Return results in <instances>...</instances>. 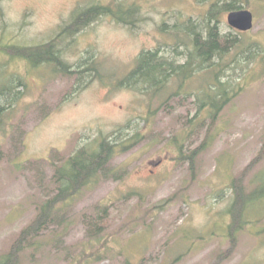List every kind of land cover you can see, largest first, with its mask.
<instances>
[{
  "label": "rangeland",
  "instance_id": "rangeland-1",
  "mask_svg": "<svg viewBox=\"0 0 264 264\" xmlns=\"http://www.w3.org/2000/svg\"><path fill=\"white\" fill-rule=\"evenodd\" d=\"M228 2L254 14L253 30L229 25ZM99 4L120 13L135 4L138 14L133 24L97 17L64 35L75 14ZM210 26L238 36L245 52L232 51L223 64L237 95L217 121L208 110L196 120L211 73L174 76L158 95L143 92L135 75L130 80L143 53L187 63L191 36L205 38ZM53 41L66 73L0 49V62L8 61L0 81L18 74L26 84L0 112V256L58 195L57 174L69 158L83 148L97 154L99 143L131 123L142 142L58 206V222L40 238L44 248L27 251L23 264H264V201L250 207L236 242L228 237L232 180L252 165L251 191L264 173V0H0L1 48ZM103 220L105 231L91 235L90 223Z\"/></svg>",
  "mask_w": 264,
  "mask_h": 264
},
{
  "label": "trees",
  "instance_id": "trees-1",
  "mask_svg": "<svg viewBox=\"0 0 264 264\" xmlns=\"http://www.w3.org/2000/svg\"><path fill=\"white\" fill-rule=\"evenodd\" d=\"M115 8L116 6L112 5H92L88 10L75 14L72 25L66 28L64 32L72 33L78 31L95 18L106 15L113 16L117 21L124 24H133L135 22L133 18L135 19V16L138 14L135 4L130 5L129 10L122 13L120 11L117 12ZM215 8L211 12L212 17L214 16ZM223 8L229 11L240 9L236 3L231 2L226 3ZM191 37L194 47L191 54H189L190 59L187 63L176 66L175 63L161 58L159 52L143 53L138 59L139 65L132 72L130 80L135 75L137 79L136 83L139 84L143 92L147 90L158 95V92L161 91L163 94L168 92L165 85L173 76H181L188 79L192 78L196 73H211L213 83L209 84L207 91H199V116L197 115L196 120L198 117H201V114L204 113L203 111L208 110L207 113L211 121H217L226 105L237 95L230 82H224L226 73L223 64L227 56L234 50L237 51V58H239L241 53L242 55L245 54V52L240 50L243 42L239 40L238 36L233 37L232 34L222 36L217 26H210L205 38L199 33ZM6 49L12 57L20 56L29 61L34 67L50 63L55 66V71L57 72L66 73L69 70V66L60 57V51L57 49L54 41L43 47L8 46ZM247 49L248 52L250 50L249 53L254 58V55L257 53L255 52L257 51L255 46H248ZM20 86H26L22 78H10L5 82L0 81V112L4 110L3 106H5V103L15 102L20 98V92L17 91ZM13 92L14 96L11 98ZM132 130V124L129 123L117 130L109 138L104 139L99 143V155L96 153L89 154L87 148H83L80 154L74 157V161L80 159L83 161L82 167L75 162L73 170H69V167L59 170L57 177L61 186L58 195L53 199L46 200L39 207V212L35 219L18 234L9 250L0 256V264H23V256L27 251H33L32 254L35 256L37 252L44 248V244L40 241V238L58 222V213H60L57 209L58 206L62 203L67 204L83 188L91 185L94 180L96 181L97 176H99L100 180L103 175L108 173L109 170L106 169L114 158L130 152L142 142L144 136L140 131L132 133ZM174 142L178 143L177 137L174 138ZM205 147H207L206 141L199 149L192 153L189 160L193 162L196 155L204 150ZM98 159L99 170H97ZM260 159L257 158L253 165L258 163ZM251 169L252 165L245 169L238 177L234 178L231 184L233 200L229 208L231 224L228 227V237H232L234 242H236L235 238H237V235L249 223L246 219L250 207L264 201V173L260 174L254 182L251 181V184L254 185L256 183L257 185L250 191L248 183L245 180L249 178L252 172ZM106 224L104 220L95 224L90 223L89 231L91 235L95 236L103 233L107 227Z\"/></svg>",
  "mask_w": 264,
  "mask_h": 264
},
{
  "label": "water",
  "instance_id": "water-1",
  "mask_svg": "<svg viewBox=\"0 0 264 264\" xmlns=\"http://www.w3.org/2000/svg\"><path fill=\"white\" fill-rule=\"evenodd\" d=\"M228 23L236 31L249 32L254 28V14L245 9L233 11L228 15Z\"/></svg>",
  "mask_w": 264,
  "mask_h": 264
},
{
  "label": "flooded vegetation",
  "instance_id": "flooded-vegetation-1",
  "mask_svg": "<svg viewBox=\"0 0 264 264\" xmlns=\"http://www.w3.org/2000/svg\"><path fill=\"white\" fill-rule=\"evenodd\" d=\"M65 31V30H64ZM64 35H66V33L64 32ZM56 46H57V44H56ZM8 46L7 45H3L2 46V48H1V45H0V49H2V51L4 52V54H6V56H8V58L10 59V58H14V57H12L11 55H9L8 54V52H7V48ZM15 47H20V46H15ZM57 49H58V46H57ZM59 51H60V53H61V50H60V48L58 49ZM17 58H21L20 60H22V61H26L25 59H23L22 57H20V56H16ZM60 57H61V55H60ZM7 62L8 61H6L5 62V64H2L1 62H0V68H3V67H6V64H7ZM26 62H28V63H30L29 61H26ZM30 65H31V63H30ZM54 66L53 64H50V63H44L43 65H40L39 67H43V66ZM33 66V65H32ZM34 67V66H33ZM35 67H37V66H35ZM55 67V66H54ZM54 71V70H53ZM71 72V71H70ZM79 73H84V72H81V71H78ZM77 72V73H78ZM17 76H19L18 74H13V75H10L9 77L10 78H19V77H17ZM171 78H174V76L173 77H171ZM183 78H185V77H183ZM189 79H191V78H188V79H186V80H189ZM21 87V86H20ZM17 91H18V89H17ZM20 99V98H19ZM18 99V100H19ZM97 150H98V152H97V155H99V147L97 148ZM89 151V150H88ZM90 152V151H89ZM79 158H83V157H79ZM74 159L75 158H73V157H70L69 158V168H71V170H73L74 169V165H75V162H77V164L78 165H80L81 167H82V165H83V161L80 159V160H75L74 161ZM97 165H98V168H97V170H99V159H98V161H97Z\"/></svg>",
  "mask_w": 264,
  "mask_h": 264
}]
</instances>
